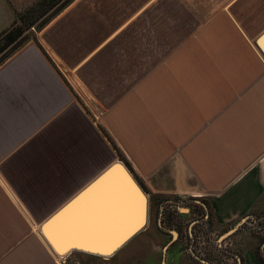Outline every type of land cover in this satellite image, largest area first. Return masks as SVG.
Segmentation results:
<instances>
[{
	"label": "crops",
	"instance_id": "obj_1",
	"mask_svg": "<svg viewBox=\"0 0 264 264\" xmlns=\"http://www.w3.org/2000/svg\"><path fill=\"white\" fill-rule=\"evenodd\" d=\"M26 1L0 0V32ZM263 31L264 0H74L54 16L0 65V264H158L137 236L99 256L56 255L40 234L116 160L150 194L204 198L216 229L261 222ZM230 246L228 264H264Z\"/></svg>",
	"mask_w": 264,
	"mask_h": 264
},
{
	"label": "water",
	"instance_id": "obj_2",
	"mask_svg": "<svg viewBox=\"0 0 264 264\" xmlns=\"http://www.w3.org/2000/svg\"><path fill=\"white\" fill-rule=\"evenodd\" d=\"M255 44L264 57V31ZM147 203L142 186L116 160L50 215L40 225V234L59 255L82 251L110 256L145 227Z\"/></svg>",
	"mask_w": 264,
	"mask_h": 264
},
{
	"label": "flooded vegetation",
	"instance_id": "obj_3",
	"mask_svg": "<svg viewBox=\"0 0 264 264\" xmlns=\"http://www.w3.org/2000/svg\"><path fill=\"white\" fill-rule=\"evenodd\" d=\"M146 195L147 222L134 238L140 237L149 246L162 242L161 261L164 260V264H170L171 245L178 242L184 248L190 247L198 264H228V228H215L209 204L204 198L193 194ZM210 233L215 234L214 244ZM154 252L152 246L146 251L150 255H155Z\"/></svg>",
	"mask_w": 264,
	"mask_h": 264
},
{
	"label": "rangeland",
	"instance_id": "obj_4",
	"mask_svg": "<svg viewBox=\"0 0 264 264\" xmlns=\"http://www.w3.org/2000/svg\"><path fill=\"white\" fill-rule=\"evenodd\" d=\"M74 0H72L71 2H73ZM33 2V0H27L24 4H22L20 6V10L21 9H25L26 7H28L31 3ZM71 2H69L66 6H68ZM65 6V7H66ZM64 7V8H65ZM63 8V9H64ZM63 9H61L59 12H61ZM52 12V9L46 13L44 16L40 17L36 24L34 26H31L29 29H27L24 34H23V37L26 39L25 41L23 42H20V44L16 47V48H13V45H15L14 43L9 45L8 47H6L1 53H0V65L5 61L7 60L12 54H14L18 49H20L22 46H24L26 43H28L29 41L31 40H36V37H37V34L39 32V30L42 28H38L37 29V25H39V23L44 20L47 16H49V14ZM58 12V13H59ZM18 43V42H17ZM144 191L146 194H149L148 190L145 189L143 187ZM234 225H236L235 223H232L231 224V227H228L230 230L232 228H236ZM258 225H261L262 229H264V217L261 219V222L259 220L254 219L253 217L250 219H246L243 223L240 224V226L238 228H236V230L234 232H232L230 235H229V243H232V246H230V248H233V249H240V247H242V242L245 243V246H250L251 248H254L256 254L258 255L259 259L262 261V256H261V253L263 251L264 253V246H262V250L260 249V246L262 244H264V230H262L261 232L260 231H256L254 230V227H257L258 228ZM224 230V229H223ZM254 231V232H253ZM222 233V232H220ZM243 240V241H242ZM159 245H156V246H153V244L150 246L148 245V243L145 244L144 246V250L142 251H138L136 253V255L138 256H141L143 253L144 254H147L145 253L149 248H154L155 252H154V256L157 257V260H158V264H160V261H161V258H162V255H161V249L162 248V245L163 243L160 242L158 243ZM236 244L238 246H236ZM175 246V245H173ZM172 247V252L170 253L169 255V258L168 260L170 261V264L172 263L171 260H172V256H173V252H174V247ZM124 250L125 248H121L117 253L118 254H123L124 253ZM261 250V252H260ZM260 255V256H259ZM82 259L83 257H81V255L78 253V252H73L72 254H69V256L66 257V262L62 263L59 261V264H73L76 260L78 259ZM133 258H130L129 260H132ZM93 260L96 261V264L98 263H102L104 262V260H101V258H94ZM230 264H234V262L231 260L230 258ZM76 263V262H75ZM138 264V262H136ZM262 263H264V260L262 261Z\"/></svg>",
	"mask_w": 264,
	"mask_h": 264
},
{
	"label": "trees",
	"instance_id": "obj_5",
	"mask_svg": "<svg viewBox=\"0 0 264 264\" xmlns=\"http://www.w3.org/2000/svg\"><path fill=\"white\" fill-rule=\"evenodd\" d=\"M71 1L72 0H33L28 7L21 10H18L10 3V6L15 12V19L7 28L0 32V53L13 43L15 44L13 48H16L20 42L26 40L23 37L24 32L31 26H34L40 17L44 16L52 9L49 16L37 25V29L46 25Z\"/></svg>",
	"mask_w": 264,
	"mask_h": 264
},
{
	"label": "built area",
	"instance_id": "obj_6",
	"mask_svg": "<svg viewBox=\"0 0 264 264\" xmlns=\"http://www.w3.org/2000/svg\"><path fill=\"white\" fill-rule=\"evenodd\" d=\"M201 238V237H200ZM200 238L198 239V244H199V240H200ZM200 245V244H199Z\"/></svg>",
	"mask_w": 264,
	"mask_h": 264
},
{
	"label": "bare ground",
	"instance_id": "obj_7",
	"mask_svg": "<svg viewBox=\"0 0 264 264\" xmlns=\"http://www.w3.org/2000/svg\"><path fill=\"white\" fill-rule=\"evenodd\" d=\"M54 252V251H53ZM54 254H56L55 252H54ZM56 255H59V254H56Z\"/></svg>",
	"mask_w": 264,
	"mask_h": 264
}]
</instances>
